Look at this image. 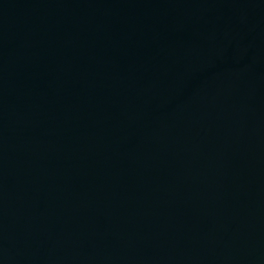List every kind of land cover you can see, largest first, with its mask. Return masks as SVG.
<instances>
[{
    "label": "water",
    "instance_id": "95a60500",
    "mask_svg": "<svg viewBox=\"0 0 264 264\" xmlns=\"http://www.w3.org/2000/svg\"><path fill=\"white\" fill-rule=\"evenodd\" d=\"M0 264H264V0H0Z\"/></svg>",
    "mask_w": 264,
    "mask_h": 264
}]
</instances>
